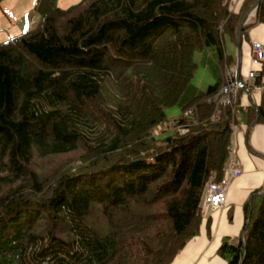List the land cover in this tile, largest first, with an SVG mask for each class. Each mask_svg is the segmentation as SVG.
<instances>
[{"label": "trees", "instance_id": "16d2710c", "mask_svg": "<svg viewBox=\"0 0 264 264\" xmlns=\"http://www.w3.org/2000/svg\"><path fill=\"white\" fill-rule=\"evenodd\" d=\"M230 2L38 0L36 25L0 43V264H171L199 234L234 127L249 146L264 124V62L256 103L216 100L238 63L226 38L256 6L242 72L248 29L264 24V0ZM207 50L215 83L201 90L195 52ZM245 210L218 249L226 264H264V188Z\"/></svg>", "mask_w": 264, "mask_h": 264}, {"label": "crops", "instance_id": "0c3cea01", "mask_svg": "<svg viewBox=\"0 0 264 264\" xmlns=\"http://www.w3.org/2000/svg\"><path fill=\"white\" fill-rule=\"evenodd\" d=\"M232 1L235 2L234 10L244 2ZM254 12L255 9L251 14ZM249 19L248 17L247 20ZM1 21L5 27L4 16ZM10 23L11 27L16 24L15 21ZM36 23L33 19L30 22L31 25ZM31 28L33 27L29 29ZM254 40L264 43V24H257L248 29V38L242 47V73L251 68V44ZM257 94H253L255 102L260 99ZM243 98L246 100V96ZM239 129L234 145L235 155L241 163V174L231 180L225 206L216 210L208 209L203 213L199 234L187 243L171 264H226V260L218 253L219 247L225 239L233 242L243 233L247 221L245 203L254 192L264 188V124L257 123L250 128L249 146L245 127L241 126Z\"/></svg>", "mask_w": 264, "mask_h": 264}, {"label": "rangeland", "instance_id": "374dc122", "mask_svg": "<svg viewBox=\"0 0 264 264\" xmlns=\"http://www.w3.org/2000/svg\"><path fill=\"white\" fill-rule=\"evenodd\" d=\"M80 0H57V4L61 7H68L76 2H78ZM38 2V0H0V43L1 42H5L8 41L10 39L11 36L22 33L26 30H28L30 27H34L35 24H30L31 20H35L36 22L38 21V14L35 11V5ZM232 2V0H231ZM230 2V4H231ZM5 14V15H4ZM254 14H251V17H249L251 20L254 17ZM3 16L5 18V27H3L2 24V19ZM247 20V21H249ZM10 21H15V25L13 27H11V23ZM246 21V22H247ZM3 27V28H2ZM234 43V44H233ZM252 46V44H251ZM225 48L226 51L229 55H231L235 60H238L239 62V69H240V59H239V52H238V45L237 43H235L234 41H232L229 38H226L225 40ZM209 50L207 51H196L195 52V61H197L199 63V66L197 68V71L195 72V75L192 79V83L193 85H195L196 87H198L201 90H206L208 88L209 85L215 83V79L214 76L212 75V73L210 72V70L205 67L202 64V59L208 55ZM231 64H237L238 63H227L225 65L224 68V83H225V73L226 70L228 69V66H230ZM248 72V71H247ZM246 72V73H247ZM246 73H242L240 71L241 75H245ZM254 82V81H252ZM223 83V85H224ZM222 85V87H223ZM254 86V85H253ZM221 87V89H222ZM220 89V90H221ZM241 90V89H240ZM239 90V91H240ZM243 92L240 93L238 91V100H240V104H244L247 105L249 103H256L254 98L255 93L257 94V97L259 98L260 96V91L257 92L252 88L250 89H242ZM239 93L241 95H239ZM243 96H246V100L245 98H243ZM235 102V101H234ZM233 104V102L231 103ZM166 113L170 118L171 122H174V120H176L181 114H182V110L180 106H174L171 108H167L166 109ZM240 127H234V142H233V148L231 150L234 151V155H235V138H236V134L237 131L240 130ZM230 152V155H231ZM236 157V155H235ZM230 160V157H229ZM203 212V209H202Z\"/></svg>", "mask_w": 264, "mask_h": 264}, {"label": "built area", "instance_id": "2783aa9c", "mask_svg": "<svg viewBox=\"0 0 264 264\" xmlns=\"http://www.w3.org/2000/svg\"><path fill=\"white\" fill-rule=\"evenodd\" d=\"M235 2H231V8L234 9ZM255 13V12H254ZM251 68L245 75L240 74L237 64H231L225 73V83L216 96V100L221 105H228L238 99V91L240 89H253L257 92L261 91L259 86H253L254 79L259 76V72L255 65L264 62V43L254 40L251 46ZM241 174V163L231 152L230 160L225 168L222 180L209 181L203 197L202 209L203 213L208 209L216 210L225 206L227 202V191L233 178Z\"/></svg>", "mask_w": 264, "mask_h": 264}, {"label": "water", "instance_id": "95a60500", "mask_svg": "<svg viewBox=\"0 0 264 264\" xmlns=\"http://www.w3.org/2000/svg\"><path fill=\"white\" fill-rule=\"evenodd\" d=\"M256 6H254L251 10H249L242 18L240 25H239V29H238V40H237V45H238V52H239V59H240V47H241V33H242V27L244 25V23L247 21L248 17L251 16V11L253 9H255Z\"/></svg>", "mask_w": 264, "mask_h": 264}, {"label": "bare ground", "instance_id": "6f19581e", "mask_svg": "<svg viewBox=\"0 0 264 264\" xmlns=\"http://www.w3.org/2000/svg\"><path fill=\"white\" fill-rule=\"evenodd\" d=\"M234 44V43H233ZM238 66H239V62H238Z\"/></svg>", "mask_w": 264, "mask_h": 264}]
</instances>
